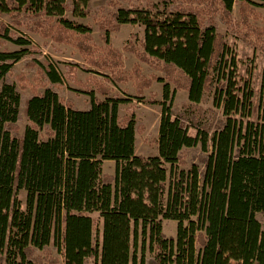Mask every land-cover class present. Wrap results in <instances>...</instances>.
Instances as JSON below:
<instances>
[{
	"label": "trees",
	"instance_id": "1",
	"mask_svg": "<svg viewBox=\"0 0 264 264\" xmlns=\"http://www.w3.org/2000/svg\"><path fill=\"white\" fill-rule=\"evenodd\" d=\"M128 1L109 0L111 9L102 7L97 17L91 0H0V16L16 28L0 19V264H60L55 249L64 264H264L257 216L264 215V109L260 121L248 118L253 91L249 82L239 84V59L220 31L224 25L264 51L259 4ZM89 16L104 44L90 24L74 19ZM127 23L144 32L132 33L119 49L109 35ZM29 34L53 48L72 47L83 63L68 61L60 71L38 58L42 50ZM124 52L138 60L131 69ZM21 60L35 70L33 82L24 72L11 81ZM141 63L163 75H147ZM155 81L164 83L152 140L158 154L144 155L136 153V136L146 131L135 115L138 104L122 115L131 97L115 86L131 84L139 102L156 104ZM67 82L89 96L88 108L62 97ZM29 86L30 122L21 135L20 89ZM179 90L188 100L176 111ZM207 94L210 107L203 103ZM196 148L197 161L180 168ZM109 160L113 173L103 168ZM166 220L177 222L175 236L164 234Z\"/></svg>",
	"mask_w": 264,
	"mask_h": 264
},
{
	"label": "rangeland",
	"instance_id": "2",
	"mask_svg": "<svg viewBox=\"0 0 264 264\" xmlns=\"http://www.w3.org/2000/svg\"><path fill=\"white\" fill-rule=\"evenodd\" d=\"M259 5L258 9L263 13L264 15V0H255ZM109 0H91V4L94 10V14L98 17L100 14L99 11H105L104 9H101L102 7H105L106 10L111 9L112 6L111 3H108ZM120 4L122 6H128L129 1L128 0H121ZM238 5H235L234 9V16L238 17ZM93 14V15H94ZM95 16H89L86 18H75L79 22H82L84 24H90L93 27V35L95 38V41L98 44H104L105 42L101 38V33H103L102 30H100L97 26V22L94 20ZM0 19L5 21L6 24L12 23L10 17L7 15H1ZM14 25V24H13ZM15 28V27H13ZM16 29V28H15ZM220 31L224 32L227 36V41L232 47L234 48V51H236L237 58L239 59V84L241 86L245 85L246 82H249L250 87L253 91V97L251 102V108H250V115L248 118H250L252 121H260V109H264V51L255 47L253 44L249 43L248 41L242 40L237 38L233 33L227 31L226 27L224 25H221ZM139 33L141 36L143 35L144 28L139 24H132L127 23L123 24L119 31L111 32L109 35V40L112 45L119 49H123L127 41L131 38L132 33ZM29 38L31 39V43L34 45H37L42 50V55H38V58L41 60L44 59H50L56 67L63 72L64 70V64L68 61H78L81 64L83 63V60L80 56V54L75 51L72 47L66 45V44H60L53 48L51 41H45L41 37H39L37 34H29ZM7 47H9L12 50L19 49L20 46L9 42L7 44ZM58 49V51H57ZM137 58L134 54L130 52H124V62L125 67L127 69H131L133 65L137 62ZM144 72L147 75H150L151 73H157L158 75H163L159 71H156L152 68H150L146 63H141ZM21 72H24L29 81L33 82V77L35 75V70L27 67L24 64V60H21L16 63L14 74L10 78L11 81L16 82V76L19 75ZM88 73L84 71L83 69L79 70V78L84 80ZM7 80V79H6ZM4 81H1L2 83ZM77 85L73 83H68L64 87V91H62L61 95L65 99L73 100L78 108L85 109L88 108L89 103V96L85 94L84 92H77L76 89ZM78 89V88H77ZM115 89L122 95V97H131L130 103L128 104H122L120 106V112L122 115L126 113V108L129 104H138L135 115L137 119H141L145 126L146 131L143 134H137V140H136V152L142 153L144 155H150L158 153V147L156 144L152 143V140L155 139L158 136L159 132V125H160V119H161V112H162V105L161 102L163 101V83L160 81H155L152 86V90L157 93V99L158 103L151 104L149 102H139L138 99L135 97L136 91L135 88L131 84H118L115 86ZM42 91L43 88H40ZM126 90V92H124ZM182 91V90H179ZM184 92V91H183ZM21 93V105H20V117L18 120L19 126H20V134L23 135L25 128L29 124V117L27 112V105L28 100L30 96L33 94L31 87L29 86L27 89L22 90L20 89ZM186 93V91H185ZM146 100L149 99L150 93L149 91L146 92ZM188 100V96H185L184 93H176L174 99H173V108L176 111L183 109V104ZM213 102V96L212 95H206L204 98V105L206 107L212 106ZM196 129L192 127L191 134H195ZM197 154H198V148L190 150L189 157H188V165L187 166H181L180 168H185L188 170L190 164L194 161H197ZM167 167L170 166L167 164ZM104 170L108 173H113L115 169V162L112 160L106 161L103 166ZM170 169V168H169ZM170 171V170H169ZM171 175V174H170ZM26 195L27 192L25 189H21L18 191L17 196L19 200L21 201V204L24 205L26 202ZM258 218L262 222V226L264 228V215L261 213L257 214ZM176 227L177 222L175 220H166L164 222V234L166 236H174L176 234ZM53 254L57 256L61 262L60 264H64L63 257L60 251L57 249L54 250ZM93 264V263H89Z\"/></svg>",
	"mask_w": 264,
	"mask_h": 264
},
{
	"label": "crops",
	"instance_id": "3",
	"mask_svg": "<svg viewBox=\"0 0 264 264\" xmlns=\"http://www.w3.org/2000/svg\"><path fill=\"white\" fill-rule=\"evenodd\" d=\"M163 85H164V83H163ZM184 90H182V91H177V93H184L185 94V96H188V93H187V91H186V93H185V91L183 92ZM159 133V132H158ZM136 140H137V137H136ZM158 147V146H157ZM137 153V152H136ZM142 154V153H141ZM158 153H155V154H150V155H157ZM106 162V161H105ZM175 236V235H174Z\"/></svg>",
	"mask_w": 264,
	"mask_h": 264
},
{
	"label": "bare ground",
	"instance_id": "4",
	"mask_svg": "<svg viewBox=\"0 0 264 264\" xmlns=\"http://www.w3.org/2000/svg\"><path fill=\"white\" fill-rule=\"evenodd\" d=\"M8 25L10 26V28H11L12 30L14 29L11 23H8Z\"/></svg>",
	"mask_w": 264,
	"mask_h": 264
}]
</instances>
